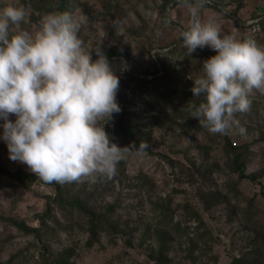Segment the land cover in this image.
<instances>
[{"label":"rangeland","instance_id":"rangeland-1","mask_svg":"<svg viewBox=\"0 0 264 264\" xmlns=\"http://www.w3.org/2000/svg\"><path fill=\"white\" fill-rule=\"evenodd\" d=\"M209 1L218 8L201 0H0V11L27 12L14 32L35 34L50 12L81 21L92 60L99 47L119 77L123 126L137 139L114 113L104 125L110 139L135 145L116 174L61 184L11 160L0 138V264H264V94L254 90L250 111L235 115L228 135L210 133L191 117L204 97H193L189 77L202 75L217 52L205 46L188 55L180 34L191 20L188 5L199 2L202 21L264 46V0ZM255 18L261 32L254 36L248 22ZM140 141L151 150H140ZM240 154L254 179L237 170ZM57 184L65 203L79 197L82 207H59Z\"/></svg>","mask_w":264,"mask_h":264},{"label":"clouds","instance_id":"clouds-1","mask_svg":"<svg viewBox=\"0 0 264 264\" xmlns=\"http://www.w3.org/2000/svg\"><path fill=\"white\" fill-rule=\"evenodd\" d=\"M200 7L188 5L183 46L188 55L205 46L217 54L203 62L202 75L189 77L193 97H204L191 106V117L210 133L228 135L235 115L250 111L254 90L264 94V46L236 32L222 34L215 20H201ZM26 15L23 7L0 11V138L9 158L46 183L111 179L135 147H119L104 128L121 111L113 65L99 47L92 60L78 35L81 21L70 13L45 14L35 34L14 32Z\"/></svg>","mask_w":264,"mask_h":264},{"label":"trees","instance_id":"trees-1","mask_svg":"<svg viewBox=\"0 0 264 264\" xmlns=\"http://www.w3.org/2000/svg\"><path fill=\"white\" fill-rule=\"evenodd\" d=\"M187 1H189V0H181V2H187ZM165 2L167 3L168 2V0H165ZM60 3H61V6H64L65 5V0H60ZM201 3L203 4V5H206V6H212V7H214V8H218V6H217V4L215 3V4H211V2L208 0H201ZM114 51L116 52L117 51V48H114ZM120 106V108H121V111H120V114H121V123H122V128H121V130L123 131V133L127 136V137H129L132 141H137V139L135 138V133L133 132V131H127L126 129H125V127L123 126V123H124V117H125V109H123L122 108V106L121 105H119ZM263 139H264V137H263ZM227 141L229 142V144L231 145V146H233L232 145V142H231V140H229V138L227 139ZM139 145L140 144H146L147 145V147H146V149L147 150H151V147H150V144L149 143H147V142H139L138 143ZM234 147V146H233ZM240 156H241V154L240 155H237L236 156V159H235V162H236V168H237V170L238 171H240V174H241V176L242 177H248V178H252V179H254L255 177L253 176V175H249V174H247V173H245V168L243 167V164L241 163V161H240ZM56 190H57V200L59 201V199H60V203H59V207H63L64 209H68V208H76V207H82V203H83V199H80L79 197H74L71 201H69V202H67V203H65L64 201H65V198H64V189H63V187H62V185L61 184H57V186H56ZM91 215L93 216V217H95V213L94 212H92L91 213ZM103 217H104V215H103ZM102 217V218H103ZM15 224H17L19 227H21V228H24V229H28V228H25L22 224H18V223H15ZM90 225H91V230L92 231H95V227L97 226V220L96 219H93L92 218V220L90 221ZM58 264H65L63 261L61 262H57ZM240 263V261L237 259L236 260V264H239Z\"/></svg>","mask_w":264,"mask_h":264},{"label":"built area","instance_id":"built-area-1","mask_svg":"<svg viewBox=\"0 0 264 264\" xmlns=\"http://www.w3.org/2000/svg\"><path fill=\"white\" fill-rule=\"evenodd\" d=\"M249 26H250V33L252 35H258L261 32V21L260 18H255L254 20H251L250 22H248Z\"/></svg>","mask_w":264,"mask_h":264}]
</instances>
